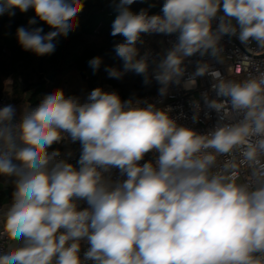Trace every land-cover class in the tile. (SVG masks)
<instances>
[{
    "label": "clouds",
    "instance_id": "1",
    "mask_svg": "<svg viewBox=\"0 0 264 264\" xmlns=\"http://www.w3.org/2000/svg\"><path fill=\"white\" fill-rule=\"evenodd\" d=\"M136 2L115 5L111 35L123 37L113 45L123 70L105 71L114 79L134 71L145 86L155 81L157 102L122 101L98 87L83 102L56 89L18 120L14 105L0 107V177L13 186L10 202L0 204V264H264V74L225 80L205 59L219 61L226 36L264 50V0H163L154 14L155 3L134 12ZM83 6L0 0V15L31 8L16 38L43 56L75 30ZM38 21L51 30L32 27ZM145 35L175 40L150 60L140 56ZM102 62L97 56L89 66L95 73ZM205 76L215 98L205 91L193 99L191 120L202 113L216 120L200 132L161 105L172 86L192 91ZM69 141L80 144L75 164L71 152L53 148ZM234 152L239 162L217 166Z\"/></svg>",
    "mask_w": 264,
    "mask_h": 264
},
{
    "label": "trees",
    "instance_id": "2",
    "mask_svg": "<svg viewBox=\"0 0 264 264\" xmlns=\"http://www.w3.org/2000/svg\"><path fill=\"white\" fill-rule=\"evenodd\" d=\"M116 3L118 0H83V10L76 18L78 26L67 37H59L55 41L53 53L43 56L25 51L16 38L18 27H29L28 20L35 15L31 8L23 13L18 8H11L0 15V99L8 93L10 102H26L34 108L45 95L56 89H62L66 96L85 100L93 89L106 85L116 90L122 101L131 97L139 99L155 95L159 87L155 81L145 86L143 77L134 71H128L121 79L109 78L105 71V67L109 66L123 70L122 61L113 51V45L121 42L123 37L111 35V24L118 14ZM148 3L156 4V7L149 9V13L154 14L159 12L163 0H137L130 8L139 12L147 8ZM9 12L15 14L10 16ZM32 27H42L44 33L51 30L39 21ZM97 56L102 57L103 62L94 73L89 61ZM40 62L42 70L39 68ZM9 79L11 86L7 91L6 81ZM78 157L70 163L75 164ZM0 181L7 186L10 202L13 186L10 181L5 183L3 177H0ZM3 195L0 194L1 197Z\"/></svg>",
    "mask_w": 264,
    "mask_h": 264
},
{
    "label": "built area",
    "instance_id": "3",
    "mask_svg": "<svg viewBox=\"0 0 264 264\" xmlns=\"http://www.w3.org/2000/svg\"><path fill=\"white\" fill-rule=\"evenodd\" d=\"M145 44L141 46L140 56L148 54L149 59L156 57L158 54H162L164 50L171 46V43L175 40V36H163L152 35L144 36ZM223 51L219 58V61L209 59L213 65L214 70L221 72L222 78L225 80H231L235 82H242L252 77H259L264 74V50L257 49L255 45L245 47L235 37H224L222 40ZM139 58V57H138ZM200 59L199 56H195L186 60L188 72L195 70L196 61ZM212 80L210 77L205 76L198 79V86L192 91H185L181 87L172 86L170 89V95L164 99V105H171L174 109L172 115L180 117L179 122L186 124L190 127H194L200 132L209 131L216 120V116L213 113L212 119H205L203 113L201 119L197 123H193L191 120L192 108L191 101L193 99L199 100L200 93L209 92L210 98H215V93L211 90ZM106 92H116L111 86L106 85L102 88ZM139 99H148L151 102H157L160 98L158 94L146 95ZM84 100H81L83 102ZM202 103V101H201ZM10 104L9 94L5 93L0 99V107ZM183 114V115H181ZM20 117H16L18 120ZM67 143V142H66ZM66 143L61 144L65 146ZM51 151V150H50ZM151 158V154L145 157V160ZM241 159L239 152H234L232 156H220L218 157L217 166L222 167L227 161L233 160L239 162ZM249 176V171L246 168H241V179ZM112 178L115 180L119 178L118 170H113ZM84 202H81V207H86Z\"/></svg>",
    "mask_w": 264,
    "mask_h": 264
},
{
    "label": "crops",
    "instance_id": "4",
    "mask_svg": "<svg viewBox=\"0 0 264 264\" xmlns=\"http://www.w3.org/2000/svg\"><path fill=\"white\" fill-rule=\"evenodd\" d=\"M22 103H23V105H16V103L10 102L11 105H14L16 107V117L17 118L22 115V113L26 107H29L26 102H22ZM53 148H59L62 153L71 152L72 155H71V157L68 158L69 162L71 160L75 159L80 153L79 142L72 143L69 141L66 143V145L64 147L61 145H53ZM7 192H8L7 186L3 182L0 181V194L1 193L4 194L3 197L0 196V204L9 202Z\"/></svg>",
    "mask_w": 264,
    "mask_h": 264
},
{
    "label": "rangeland",
    "instance_id": "5",
    "mask_svg": "<svg viewBox=\"0 0 264 264\" xmlns=\"http://www.w3.org/2000/svg\"><path fill=\"white\" fill-rule=\"evenodd\" d=\"M11 86V80L9 79V80H7L6 81V90L8 89L9 90V87ZM7 90V91H8ZM16 105H23V103L21 102V103H16ZM24 107V106H23Z\"/></svg>",
    "mask_w": 264,
    "mask_h": 264
},
{
    "label": "water",
    "instance_id": "6",
    "mask_svg": "<svg viewBox=\"0 0 264 264\" xmlns=\"http://www.w3.org/2000/svg\"><path fill=\"white\" fill-rule=\"evenodd\" d=\"M39 68H40V70H42V62H40ZM50 78H51V76L48 77V79H50ZM84 78H85V76H84Z\"/></svg>",
    "mask_w": 264,
    "mask_h": 264
}]
</instances>
